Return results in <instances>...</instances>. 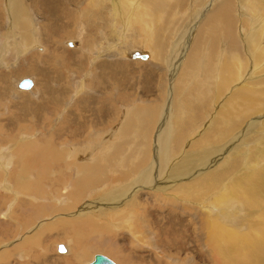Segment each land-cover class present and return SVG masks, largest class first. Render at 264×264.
Wrapping results in <instances>:
<instances>
[{
	"label": "bare ground",
	"instance_id": "1",
	"mask_svg": "<svg viewBox=\"0 0 264 264\" xmlns=\"http://www.w3.org/2000/svg\"><path fill=\"white\" fill-rule=\"evenodd\" d=\"M102 1L106 2L107 0ZM111 1L112 3L106 2L101 5L99 4V9L95 13V17L99 20H102L103 24L106 25V23L109 22L107 14L111 15L112 22L115 19L117 20V17H121L123 24H133L132 27L135 26V22L138 23V25L141 23L145 25L143 21H145L146 19H150V17H154L157 14H161L160 16H163V18H160L158 16L155 18L157 23H159L158 26H161L158 27L157 30L168 31V23L171 17L170 11L174 6L170 2V0H139L138 3L137 0H126V2L128 3V7L129 5H133L131 6V9L129 8L130 10H125L127 12H123V10L121 9L123 5L122 0ZM178 1L183 3L186 0ZM204 1L205 0H199V4H202V2ZM135 3H137V6L134 7ZM28 4H32L33 6H35V8L36 5L40 6L39 10L42 8L44 12L43 14H46L47 18H50L53 22H48V26L42 25L43 27L40 28L42 23L39 24V20H37L38 18L32 16V18L27 24L23 17H25L26 15L29 17V13L27 11L29 9L26 10L25 8V6H27ZM62 5H64L63 0H0V6L5 8V13L7 15V17L6 15L5 17L10 23L7 33L8 40L4 41L3 43H0V63L8 64V66L6 67H9L10 65H12V63L10 64V62L13 60L14 54H18L25 57L28 53H32L31 56H29V59L31 60H28L27 66L24 67L21 65V67H23L22 70L20 69L22 73V71L26 72L31 67L36 68V66H38L37 60H44L45 58L49 57V60H47L48 65L43 66L44 68L39 69L40 72H42L43 77L40 79V86H38L40 87V91H38L39 95L35 96L38 100H32L31 98L25 95V99H23L20 104L17 103V105H14L13 107V109H18L20 111L18 116L16 114H12L11 112V115L9 117L7 115L5 117H0V128H5V131L13 128V133L9 131L11 135L6 138L10 139V137L14 136L15 138H17V140L12 138L7 146H0V163L4 162L10 164L8 166L12 165V169L9 173H7L8 167H3V176L0 173V176L4 178V183L1 184L0 182V187L5 188L11 195L9 196L10 198H8L10 201L7 198H3L0 200V209L3 208L0 210V212H2L3 210V213H1L3 214V216L7 215V212L13 214L17 208L16 203L26 204L28 205L27 207L32 206V209L34 210L33 212L36 215L35 218H41L37 221V223H34L35 225L33 223L29 224L27 223L28 221L25 220L26 225L28 224V227L32 226V224L33 226L30 228L29 231L26 232V234L21 235L22 242L20 244H15V249L0 253V259H3L5 261L8 260L9 257L16 250H19V248L23 249L21 247L24 246L31 247V249H34L36 245L42 246V241L45 239L43 237H47L49 234H51L52 236L53 232L57 233L60 238H65L63 234H69L74 230L86 227H91L93 231L97 232L98 234L108 233L111 230L109 227H107L106 225H99L91 220L93 210L99 213L103 212V207H107L108 210L119 209L120 211L124 210L125 212L131 211L133 214H135V205L138 206L142 204L144 207V204L146 202L153 203L154 200L151 197V192H147L143 189H151L153 183L156 181L157 174L162 175L163 177L162 180L158 179L159 183H163V187L160 188V191L163 193V195L165 194V197L161 199V202L164 205L170 204L173 201L168 198L169 196L166 191L168 189L171 190L172 187L176 185L175 179L178 174H186V171L189 170L188 167L186 169L188 163H215L219 162L222 159V164L219 166V168H211V170L207 172L204 171L205 169L201 167L194 168L193 165V168L197 175L201 174L202 176H204L201 177V180H195L190 184H186L185 181V184L183 183L184 185L175 188V191L186 195L185 197L188 199L197 201L202 197L208 195L218 187L220 189L226 187L222 192V195L220 194L219 196L214 198V202L219 204L221 203V200L223 201L226 198L230 199L232 197L240 198L241 201L243 199V203L246 204V208L249 210V221L248 219H246L244 220L243 224V226L248 228L246 231H236L235 227L230 223L226 222L227 220L224 217H222L221 220H218L216 219V217L212 218L203 216V214L199 215L201 217L199 219L200 224L204 228V230H206L210 237L208 242L211 245V251L209 250V256H211V260H207L212 262L213 264H264V167L262 166L263 170L260 169L257 171L254 168L252 172L243 173L241 176H235L232 179V182L230 183L231 185L229 186H240V188L243 187V192L234 188V190H232L230 187L225 185L230 180V175L236 169H238L242 165V163H244V165L245 163L258 164L262 163L264 158V117L263 115H254L253 119H250L249 117L252 114H256L264 110V0H208V2L197 12V14L195 16H192L193 20H190L191 23L189 22L190 24L188 25L190 29L187 40V34H185L181 38H178V40L174 44L175 48L172 47L174 51L172 52L173 54H171L170 56L169 63L171 68L174 69L171 73L170 80L167 78L171 84L169 85V98L167 99L168 101H166L167 103L165 104V108L162 110L160 103H132L131 106L134 110V113L126 117V120L123 122L124 125L121 124L122 120L121 122L120 120H118L117 123L115 121L116 119H113L114 122H110L108 124L110 126L109 128L105 130L103 129V131L101 128L105 139H102L101 137L99 139L104 140V142L106 141V144H103V148L99 149L101 152L98 151L99 154L97 155V158L94 159L95 162L99 161L101 163H90L89 160V163H87L85 161V159L87 158L84 159L86 163L84 161V163H77V150H80V145H74L72 144V142L70 144L67 143L70 141L69 139H71L69 137H72L74 139L75 137H80V141L82 142L84 138H87L89 137V135L91 136L94 133V137L100 136V131L98 134V130H95L93 133L90 134L89 131L91 124L87 119H89V117L94 114L95 120L101 118L98 121H102L109 114V110H111L113 107L109 108L108 110L105 108L106 105H103V102H99L100 105L97 106L98 102L95 103L94 99L87 101L88 99H86V94L77 98L75 94L78 91L79 84H73V87L65 85L63 80L66 78L62 79L63 77L61 76V74L63 73L57 72L61 67V58L56 63L54 61V59L56 58H54V56L52 55V51H50V53H48L47 55H43L42 52H38V49L40 48V43L37 42L42 41V35H44L42 32L43 29L44 31L45 29L47 31L49 29H53V31L51 32H53L54 35L56 34V29H59L61 32H63L64 35L74 34V32L65 29L67 28L65 27L66 25H64V28L62 26H59L57 23L58 20H61L63 17L73 16L72 13H74L73 9H66L67 6L65 7L66 10L61 12V9H63ZM201 15L202 18L199 19ZM83 17H85V14ZM143 17H146V19H144ZM75 18L76 17H72L71 21ZM4 19L5 18H3V21ZM14 20L16 21V24H13V27L11 23H13ZM61 23L63 24L64 22ZM86 23L88 24V22ZM67 24L70 23L67 22ZM84 25H82L81 27H83ZM16 26H20V29L18 30ZM89 29L87 30L89 31ZM5 30L7 31V29ZM57 33L59 34L60 32L58 31ZM127 33L128 32L120 34L119 41H121L122 45L124 40L130 38L128 37L129 34ZM4 34L6 33L4 32ZM103 34H105V32ZM86 38H89V36ZM162 38L160 37L157 40V47L153 49V51H155V54L153 53V51L151 52V54L153 56H156L158 59L161 56H159V54L165 55V50L162 51L158 48H160L161 46L165 47L167 45V39ZM183 40H186V46L185 41ZM87 46L89 45L87 44ZM119 47L121 46H118V48ZM205 47H207V52L205 50L206 54H204L203 52ZM251 49L254 51L252 52ZM106 50L108 51V49ZM134 50L139 51L136 48ZM250 50L251 53L249 52ZM68 52L69 51H67V53ZM73 53L74 51L72 52V54ZM133 53L132 49H130L125 56H123V53L118 52L116 58L117 61L113 63L108 62L107 59H100L101 63H99L97 60L96 62L99 63L96 64L97 77L93 76L92 80L86 84H91L94 86V89H98L102 86L103 83H105V85H103L104 88H100L102 91L103 89L105 90L107 88L108 83H110L109 85L113 89L116 87V85L113 84L123 86V84L125 85L127 82L132 81L130 76L128 75V73L130 74V72H127L126 74L120 72V70L128 71L130 64L129 62H125L124 58L129 57L130 59H136L132 58ZM80 56L82 57V54H80ZM80 56L78 55L79 58ZM171 57L176 58L175 62L172 63ZM79 58H77V60ZM84 59L86 60V58ZM59 62L60 65L57 66ZM81 62L85 63L83 61ZM173 64L176 65L173 66ZM12 67H14V69L17 68L15 64H13ZM70 69L73 68H68V70ZM211 74L212 77H210V81L213 82L214 79H218L219 84L221 82V85L227 86L238 81L243 75H245V77L243 78V83L236 87L231 97L239 101L240 105H244L246 102V110L244 114L240 116L239 119H235V117H233L232 113L234 109L232 108L231 104L226 108L220 110L219 118L214 121L215 128L209 131L205 129V131L203 132L204 136L196 139L195 142L190 145V147H194L200 150L202 147H204L206 143L205 140L208 141L210 144L212 142H224V140L226 139V145L223 144V146L220 145V147L216 148L211 145L208 148L202 150L201 152L199 151L200 153L194 152L188 154L186 159H183V157H181L182 155L177 156L175 153L178 152L179 154H181L183 151H187L181 149L180 147L184 145L185 140H187L190 135L193 136V133H195L197 136L200 135V133L198 132V127L202 128L204 126V121H201L200 119L204 117L205 111L211 106V104H213V95L207 97L205 105L199 106L198 104L202 97V90H200L199 88H202L204 86H201V83L203 82L202 79ZM139 77H135V80L137 78L139 79ZM4 79L5 78L3 76V80ZM54 79L59 82L56 83ZM151 87L147 85L148 89L146 93L148 92V94L151 93L152 95L155 92H152L153 89ZM208 88L211 87L209 86ZM71 92H74V94L69 97ZM9 96L11 95H8L7 89L4 88L3 90H0V102H5ZM127 96L129 97V95ZM72 97H74V99L76 100L73 101L74 104L70 105L69 101L73 100H70V98ZM121 97H123V95ZM195 97L198 98V103L194 101ZM125 99V102H127L128 98L126 97V95ZM231 101V99L228 100V102ZM107 102L104 101V103ZM108 104L109 103H107V105ZM101 106H104V108H101ZM51 108H53L54 116L58 115L57 121L62 119V122L58 123L59 125L56 126L53 131H51V134L37 133L35 135L38 136L33 138L31 136L32 132L30 131L24 129L16 131L18 130V128L14 125L18 123L24 125H26V123H29L30 125H32V127L37 126L38 121L29 118L28 115H41L42 111L46 112L48 109ZM96 110L99 111L98 115L96 114ZM78 111H81L86 115L81 116ZM120 112H122V110ZM115 115L117 116L116 113ZM207 116L208 113L206 114V117ZM247 118L250 119H248L249 122H246ZM225 119L231 121L227 122ZM43 121L45 126L49 123L47 117H44ZM63 123L67 125L63 126ZM260 124H263L262 130H259L258 128ZM217 131L219 133L217 135H214ZM232 133L235 135H233ZM66 134H69L67 135L69 136L68 138L64 137L66 136ZM151 134L152 139L150 142L149 135ZM231 134V138H227ZM28 137H32V139ZM86 140L88 141V139ZM76 141L78 140L76 139ZM101 142L103 143V141ZM249 142H251V144L253 143L255 146L258 147L253 146V150L251 151V153L248 155H244L241 149H246V145H248ZM153 143H155L154 151L156 150L154 160H152V162H149L151 164H148L147 161H149L150 151H152ZM227 143H229V145ZM81 146H83V144ZM97 146H99V144ZM243 152L246 151L244 150ZM137 154L139 156H137ZM214 156L220 158H214ZM129 157L133 159L130 160ZM111 158H116L119 162H123L126 160L132 161L131 166L134 167L136 170H140L139 174H137V176L134 175L130 182H126L124 186L120 188L118 187L119 189L115 191L108 190L106 188L92 191L87 196L94 197L95 199L92 201H90L89 199L85 200V202L78 208V213L70 214V218H58L57 216L60 217V214H58L54 217L51 216L52 218H49V220L51 221H48L47 217H40V215L48 214L49 211L57 210L58 213L62 212L61 214H63L67 213V211L72 210L73 206L78 203H73L75 199H81L83 197L85 198L87 191H90L96 185L99 186L101 184L100 181L102 179L101 177L104 174V170H108V165L116 164L115 161ZM108 159H111L112 162L110 160V163H104V161H107ZM135 159H140L144 163H142V161L141 163H134L133 161ZM17 163L22 166V169L19 170L21 173L18 172V168H16ZM23 163H27L30 166L28 168L25 166V168L23 166ZM72 163H76V165H78V169L75 172H70V170L72 169ZM153 163L158 164V166L154 165ZM180 163L184 164L181 165ZM72 170L74 171L75 169ZM31 171H34L35 173L33 174ZM14 172L17 173L13 175ZM23 172L24 174L22 175V177H20V175L18 174H22ZM111 176L112 179H114L117 178L119 174H117L115 177L112 174ZM187 176L188 175H185V177ZM64 183H67V186H64ZM141 184H145V186H142ZM115 193L119 194L122 197V200L124 201L123 204L118 202L117 198H114L112 196V194ZM152 194L155 195L154 193ZM134 195L141 196L139 198L141 200L139 202L130 204L129 202L133 200L132 196ZM60 196L64 197L63 202L65 205L68 201H71L72 204H67V206H64L62 201H60L59 205L53 204L55 202V198ZM128 197H130V199ZM126 200L129 201L128 204ZM4 204L6 205L4 206ZM125 204L130 205V208H126ZM121 205L123 206L121 207ZM223 205L225 206L226 204ZM148 208L152 210L153 207L151 205ZM213 209L214 207L208 206L207 210H205L208 212V215L212 216ZM30 211L32 212V210ZM27 212L29 211L27 210ZM225 213L226 212H224V214ZM171 214L172 211H169V215ZM78 215H85V218L87 219L77 221L76 219H78ZM140 216L144 217L143 213L142 215L140 214ZM178 216V221L182 223L183 215L178 214ZM16 219L18 218L16 217ZM101 219L106 220L107 217L103 216L101 217ZM15 222L16 225H20L22 223L19 220H15ZM188 222L191 221L188 220ZM78 234L81 235V233H77V235ZM184 234L188 236L186 233ZM17 241L18 239L10 242L9 244H6L5 247L11 246ZM66 242L68 243L66 244L68 252L71 249V246H69V244L73 241L67 240ZM214 249H216V254L213 253Z\"/></svg>",
	"mask_w": 264,
	"mask_h": 264
},
{
	"label": "rangeland",
	"instance_id": "2",
	"mask_svg": "<svg viewBox=\"0 0 264 264\" xmlns=\"http://www.w3.org/2000/svg\"><path fill=\"white\" fill-rule=\"evenodd\" d=\"M119 1H121V0H119ZM122 1H123V5H122L121 9L123 10V12L126 9L128 11L132 8L131 6H133V5H129V7H128V3L126 2V0H122ZM138 1L139 0H137V3H138ZM186 1L181 3L178 0H170L172 5H174V6L170 11L171 17H170L169 23H168V31L166 30L167 32L165 30H157L158 27H161V26H158L159 23H157L155 18L157 16L160 18H163V16L162 17L160 16L161 14L160 15L157 14L154 17H150V19H146V17H143L144 19H146L145 21H143L145 25H143L142 23L138 25V23L135 22L134 23L135 26H133V27H132L133 24L132 25L131 24L126 25L125 23L123 24L121 17H117V20L115 19L112 22L111 15L107 14L109 22H107L106 25L108 24L109 26L108 25L106 26L105 24H103L102 20H99L95 17V13L99 9V6L101 4L106 3V2L112 3L111 0H107L106 2H104L102 0H63L64 5H62L63 9H61V12L65 11L66 9H73L74 13H72L73 16L63 17L64 19L62 18L61 20H58L57 23L59 26H62V27H64V25H66L65 27H67V28H65V27L64 28L66 30L68 29L71 32H74V34H72V35L65 34L64 35L63 32H61L59 29H56L55 30L56 34L54 35L53 32H51V31H53V29L52 30L49 29L48 31L46 29L44 31V29H43L42 32L44 35H42V41L37 42V43H40L39 47L40 48L42 47L41 50L38 49V52H42L43 55H47L48 53H50V51H52V55L54 56V58H56V59H54V61L56 63L61 58V67L57 72H60L63 74L66 72L64 75L61 74V76L63 77V78L61 77L62 79L66 78L63 80L64 84L68 85L70 87H73V84H75V85L79 84L78 85L79 86L78 91L75 94L77 98H79L80 96H84L86 94V99H88L87 101L94 99L95 103L98 102L97 106L100 105L99 102H103V105L104 106L106 105L105 106L106 109L109 110V108H111V107H113L115 109L114 110L112 108L111 110H109V114L102 121H98L101 118H98V120H95L94 114L91 115L89 117V119H87L91 124L90 131H89L90 134L93 133L95 130H98V134L100 131V134H99L100 136L94 137L93 136L95 134L94 133L91 136L89 135V137L84 138V140H82V142L80 141V139H81L80 137H75V139H74L72 137L67 136L69 134H66V136H64L65 138H68V137L71 138V139H69L70 141L67 144H70L72 142V144H74V145L79 144L81 147V148L79 147L80 150H77V152H78L77 153L78 159L76 160L77 163H81V162L84 163L85 161L87 163H89V162L90 163L91 162L92 163H101L99 161L95 162L94 159L97 158V155L99 154L98 151H100L99 149H102L103 146L106 144L105 143L106 141L104 142V140L99 139L100 137L102 139H105V136L102 133L103 129L105 130V129L109 128L110 126L108 124L110 122H114L115 119H116L115 121L117 123H118V120H120V122L122 120L121 124L124 125L123 122L126 120V117H128V115L130 116L134 113V110L131 106L132 103H135V104L136 103L145 104V103H150V102H151V104L160 103L162 110L165 108V106H166L165 104L167 103L166 101H168L167 99L169 98L168 89L170 87L169 85L171 84L169 80H170L171 73L174 69V68L173 69L171 68L170 63H169L170 56H171V54H173L172 52L174 51L173 48H175L174 44L176 43L178 38H181L185 34H187V37H186V40H187L188 35H189L188 34L189 29H190L188 25L193 20L192 16H195L197 14V12L208 2V0H205L204 2H202V4H203L202 5V4H199V0H188L187 2ZM173 2H175V3H173ZM137 3H135L134 7L137 6L136 5ZM66 6H67V8L65 9ZM39 7L40 6L36 5V8H35V6H33L32 4H28L27 6H25L26 10L29 9V10H27L29 13V17L26 15L25 17H23V19L28 24L29 20L32 18V16H34V17L38 18L37 20H39V22H38L39 24L42 23L41 26L38 24L41 28V27H43L42 25L48 26L49 25L48 22L50 23L53 21H51L50 18L48 19L46 14H43L44 13L43 9L41 8L39 10ZM34 8H35V10H34ZM0 9H1L0 10V43H3L4 41L8 40L7 33H8V28H9L10 23H9L8 19L6 18L7 15L5 13L6 12L5 8L0 6ZM77 9L82 10V11H78ZM127 11H125V12H127ZM82 12H83V14H82ZM89 13H90V15H89ZM84 14H85V17H83ZM5 15H6V17H5ZM72 17H76V18L71 21ZM3 18H5L4 21H3ZM201 18H202V15L199 17V19H201ZM87 19H88V21H87ZM79 21H81V22H79ZM61 22H64L66 24H64V23L62 24ZM67 22L70 24H67ZM74 22H76V23H74ZM86 22H88V24ZM110 22L113 24H111ZM13 24L14 25L16 24L15 20L13 23H11V25L14 27ZM69 25H71V26H69ZM82 25H84V26L81 27ZM117 26H118V28H117ZM107 27H109V28H107ZM16 28L19 30L20 26H16ZM83 28H85V29H83ZM5 29H7V31ZM87 29H89V31ZM187 29H188V31H187ZM15 31H17V30H15ZM58 31L60 32L59 34L57 33ZM93 31H95L96 33ZM164 31H165V34H164ZM1 32H2V34H1ZM4 32L6 34H4ZM104 32H105V34H103ZM116 32L119 34H117ZM126 32H128L127 34H129L131 36L128 35V37H130V38H128L127 40H124L123 45H122L121 41H119L120 34H122V33L124 34ZM88 34H90V35H88ZM111 35H112V37H111ZM164 35H165V37H164ZM88 36H89V38H86ZM99 37H100L101 41L99 40ZM160 37L167 39V45L165 47L161 46L160 48H158L159 50H162V51L165 50V55L159 54V56L160 55L161 56L158 59L156 56H153L151 54V52L153 51V49H155L157 47V40ZM111 38H112V40H111ZM86 39H88V40H86ZM102 40H103V42H102ZM109 40H111L112 42ZM186 40H183V41H185V46H186ZM51 41H53V42H51ZM66 41H67V43L74 42L76 44V46H69L66 43ZM83 43H85V44H83ZM87 44L89 46H87ZM103 45H105V46H103ZM49 46H50V48H49ZM118 46H121V47L118 48ZM111 47H112V49H111ZM83 48H84V50H83ZM105 48L108 49V51ZM135 48L137 50H139L141 53H147L149 55V58L147 60H141L139 58L130 59L129 57H127V58L123 57L125 59V60L124 59L123 60L127 63L129 62L130 66H129L128 71H126L124 69L125 71L120 70V72L126 73V74H127V72H130V74L128 73V75L130 76L132 81L127 82L125 85L123 84V86L118 85V84H113V85H116V87L113 89L109 85L110 83H108L107 88L105 89L106 91L104 89L101 91V89H100V88H104L103 85H105V83H103L102 86L99 87L98 89H94V86L91 84L90 85L86 84L92 80L93 76L97 77L96 76V64L101 63L100 59L101 60L107 59L108 62L113 63V62L117 61L116 58H117L118 52L123 53L124 54L123 56H125L129 52L130 49H132V53H133L135 51L134 50ZM85 49H86V51H85ZM120 49H121V51H120ZM66 50L69 51L68 52L69 54L67 53ZM205 50L207 52V47H205V49L203 51L204 54H206ZM251 50L249 51L250 53H251ZM73 51H74V53L76 52L78 54L73 53L74 54L73 55L72 54ZM253 51L254 50H252V52ZM101 53L102 54L104 53L105 56H104V54L102 55ZM153 53L155 54V51H153ZM31 54L32 53H28L25 57L18 55V54H16V55L14 54L13 60L11 58L12 61L10 62V64L11 63H12V65L15 64V66L17 67V68L15 67L16 69H14V67H12V65H10L9 66L10 68H9V67H6V66H8V64L0 63L1 64L0 65V67H1L0 68V76L3 75L5 78L3 80V76L0 77V90L1 89L3 90L5 88L8 91V95H11L8 97V99H7L8 101L6 100L5 102L4 101L0 102V107H1L0 108V114H1L0 117H2V116L5 117L6 115L9 117L11 115V112H12V114H16L18 116L20 111L18 109H13V107H14V105H17V103L20 104V102L23 99H25L26 96L31 98L32 100H38V99H36L35 96L39 95L38 91H40V87H38V86H40V79L43 77L42 72H40L39 69L44 68L43 66L48 65L47 60H49V57L45 58L44 60H37L38 66H36V68L31 67L26 72L22 71V73H21V70L23 68V67H21V65L24 67L27 66L28 60L29 61L31 60V59H29L30 58L29 56H31ZM61 54H63V55H61ZM80 54H82V57L80 56ZM83 54H86V55H83ZM166 54H168V55H166ZM78 55L80 56V58L78 57ZM107 56H110V57H107ZM77 58H79V59L77 60ZM84 58H86V60ZM70 59H71V61H70ZM109 59H110V61H109ZM97 60L99 63L96 62ZM123 60H121V61H123ZM163 60H165V61H163ZM175 60H176V58L171 57L172 63L175 62ZM81 61H83L85 63H82ZM71 62H73V63H71ZM70 63H71V65H70ZM80 63H81V65H80ZM120 63H124V62H120ZM94 64H95V66H94ZM58 65H60V62L57 64V66ZM64 65H65V67H64ZM82 65H84V66H82ZM175 65L176 64H173V66H175ZM19 66H20V68H19ZM94 67H95V69H94ZM68 68H73V69L68 70ZM154 75L155 76L157 75L158 77L157 76L155 77ZM25 77H31L35 81V85L31 90H21L17 87V83ZM135 77H139V79L137 78L135 80ZM210 77H212V74L209 76H206L202 79L203 82L201 83V86H203V85L204 86L202 88H199L200 90H202V97H201L199 103H198L197 97H195V99H194V101L196 103H198L199 106H202V105H205V103L207 101V97L213 95V97H212L213 98V104H211V106L205 111L204 117H202V119H200L201 121H204V126L202 128L198 127L199 128L198 132L200 133V135L197 136L195 133H193V136L190 135L188 137V139L185 140L184 145L181 146L180 148L187 150V151H183L181 154H179L178 152L175 153L173 151L177 156L182 155L181 157H183V159H186L188 154H191L194 152L200 153L202 150H204L205 148H208L211 145H213L214 148L220 147V145L223 146V144L226 145L225 144V142L227 141L226 139L224 140V142H212L210 144L208 141L205 140L206 146L204 145V147H202L200 150L196 149L194 147H190V145L192 143H194L196 139L204 136L203 132L205 131V129L207 131H209V130H212L215 128L214 121L219 118L220 110L226 108L227 106H229L231 104L232 108L234 109L232 115H233V117H235V119H239L240 116L243 115L245 110H246L245 109L246 108V105H245L246 102L244 105H240L239 101H237L236 99L231 97V95L233 94L236 87L243 83V78L245 77V75H243L238 81H236V82H234L228 86L227 85H221V82L219 84L218 79H214L212 82V81H210ZM54 81L56 83L59 82L56 79H54ZM130 82H132V83H130ZM147 85H149L150 87L152 86L151 87L153 89L152 92H155V93H153L152 95H151V93H149V94H148V92L146 93V91L148 89ZM209 86L211 88H208ZM1 87H3V88H1ZM138 87H139V89H138ZM142 89H143V91H142ZM81 92H83V93H81ZM89 93H91V94H89ZM73 94H74V92H71L69 97H71ZM122 95H123V97H121ZM125 95L128 98L127 102H125L126 101ZM127 95H129V97ZM100 96H102V97H100ZM71 99H73V100L69 101L70 105L74 104L73 101L76 100V99H74V97L70 98V100ZM229 99H231L232 101L228 102ZM104 101L105 102L108 101L107 103H109V104L107 105V103H104ZM112 105H114V106H112ZM122 105H123V107H122ZM51 106H52V104H51ZM104 106H101V108H104ZM121 110H122V112H120ZM262 111H263V113H262ZM262 111H260L256 114H252L251 116H249L250 119H253L254 115L255 116L263 115V117H264V110H262ZM78 113L81 116L86 115V114L82 113L81 111H78ZM115 113L117 114V116L115 115ZM207 113H208V116L206 117ZM96 114L97 115L99 114L98 110H96ZM38 115L39 114H32V115H28V117L37 120L39 125L37 124V126L32 127V125H30L29 123H26V125L18 123V124L14 125L15 127L18 128V130H16V131H20V129L30 131V132H32L31 136L33 138H35L36 136H38V135H35L37 133L51 134V131H53V129L59 125L58 123L62 122L61 121L62 119L57 121L58 115L54 116L53 108L48 109L46 112L42 111L41 115H39L41 120L38 117ZM44 117H47V120L49 121V123L46 124V126L44 125V121H43ZM122 117H124V118H122ZM248 119L249 118L246 119V122H249L250 119L249 120ZM263 120H264V118H263ZM226 121L228 122L231 120L227 119ZM260 122H261V120H260ZM64 125H67V124L63 123V126ZM260 125H262V126H260ZM260 125L258 126V128H259V130H262L263 124H260ZM101 128H102V131H101ZM9 131H11L13 133V128L6 130V131H5V128H0V146H7L10 143V140L12 138L17 140V138H15V136L10 137V139L6 138L9 135H11V133H9ZM218 133L219 132L217 131L214 135H217ZM87 134H88V132H87ZM232 134L230 136H228L227 138L230 139ZM233 135H235V134H233ZM32 137H28V138L32 139ZM92 137L96 140H94ZM76 139L78 141H76ZM86 139H88L89 142ZM92 139H93V141H92ZM149 139L151 142L152 134L149 135ZM101 141H103V143ZM81 143L83 144V146H81L82 145ZM98 144H99V146H97ZM154 144L155 143H153L152 151H150L151 157L149 156V161H147L148 164H151L149 162H152V160H154V155H155V151H156V150L154 151ZM227 144L229 145V143H227ZM250 144H251V142H249V144L246 145L247 146L246 149H241V151H242V153H244V155L250 154L251 151L253 150L252 149L253 146L258 147V146H255L253 143H252L253 145L252 144L250 145ZM244 150L247 153L243 152ZM88 155L91 158H89ZM137 156H139V155L137 154ZM177 156H175V157H177ZM184 156H185V158H184ZM175 157H173V158H175ZM85 158H87V159H85ZM214 158H220V157L214 156ZM79 159L82 161H80ZM84 159H85V161H84ZM111 159L114 160L116 164H111V165L107 166L108 170H104V174L101 177L102 179L100 181L101 184L99 186L96 185L92 190L87 191L86 196L89 195L92 191L98 190V189L101 190V189L106 188L108 190L115 191V190L119 189L120 187L124 186L126 184V182L127 183L130 182L132 180L133 176L134 175L137 176V174H139V172H140V170H136L134 167L131 166L132 161L126 160L123 162H119L116 158L115 159L111 158ZM111 159H108L107 161L105 160L104 163H108V162L110 163ZM132 159L133 158H130V160H132ZM150 159H151V161H150ZM88 160H89V162H88ZM112 160H111V162H112ZM116 160H117V162H116ZM136 161H138V162H136ZM141 161L142 160H140V159H135L133 162L134 163H141ZM263 161H264V158H263ZM263 161H262V163H258V164L257 163H251V164L245 163L246 166L244 165V163H242V165H241L242 167L240 166L238 169H236L230 175L231 178L227 182V184H225V185L230 187L229 185H231L230 183L232 182V179L235 176H241L243 173L252 172V170L254 168L256 169V171L260 170V169L263 170V167H264ZM221 162H222V159L219 162H215V163H196V164H193V163L187 164L186 163L188 165V166H186V169L188 167L189 170L186 171V174H181V175L178 174L176 179H175L176 185H174V187H172L171 190L168 189L166 191L168 196H169L168 198L173 201L170 204L164 205L161 202V199L163 197H165V194L163 195V193L160 191V188L163 187V185H162L163 183H159L158 179L162 180L163 177H162V175L157 174V177H156L157 182L155 181L153 183V186H152L153 188L151 187L150 190L149 189H143L147 192H151V197L154 200L153 203H147L146 202L144 204V207L142 204H140L138 206L135 205L134 206V213L135 214H133L131 211L125 212L124 210L120 211L119 209L108 210L107 207H103V212H99V213L95 212L92 209L93 212L91 215V217H92L91 220L94 223L96 222L99 225L101 224V225H106L107 227H109L111 230L108 233L98 234L97 232H94L91 227H86V228L74 230V231L70 232L69 234H63L65 238H60L57 235V233L53 232L52 236H51V234H49L47 237H43L45 239L42 241V246L36 245L34 247V249H31V247H28V246L21 247L23 249L19 248V250H16L9 257L8 260L5 261L3 259H0V264H88L89 262H91L93 260V257L96 254L106 255L107 257H109L110 259L115 261L117 264H213L212 262L207 260V259L211 260V256H209L210 255L209 250L211 251V249H210L211 245L208 242L210 237H209L208 233L206 232V230H204V228L201 226L200 221H199V219L201 217L199 215L203 214V216H206V217H212V218L216 217V219H218V220H221L222 217H224L227 220L226 222L230 223L231 225H233L235 227L236 231H246L248 228L243 226V224H244V220L248 219V221H249V215H248L249 210L246 208V204L243 203V199L241 201L240 198H236V197H232L230 199L226 198L223 201L221 200V203H219V204L214 202V198L219 196L220 194L222 195V192L224 191V189L226 187H224L222 189H220L218 187L215 190H213L211 193H209L208 195L202 197L201 199H199L197 201L186 198L185 197L186 195L175 191V188H177L178 186L184 185L185 183L190 184V183L194 182L195 180H201V177H203L204 175L202 176L201 174H198L199 175L198 176L197 173L195 172L194 168H198V167L200 168L201 167V168L205 169L204 171L207 172V171L211 170V168H219V166L222 164ZM142 163H144V162L142 161ZM23 164H24L23 166L24 167L26 166L27 168L30 166L27 163H23ZM153 164L158 166V164H156V163H153ZM177 164H179V163H177ZM180 164L183 165L184 163H180ZM8 165H10V164L4 163V162L0 163V173L2 176H3L2 172L4 170L3 167H8L7 173H9L11 171L12 165L11 166H8ZM193 165H194V168H193ZM16 168H18V172H20L19 170L22 169V166L19 165V163H17ZM71 168L75 169V170L73 171L71 169L70 172H75L78 169V165H76V163L75 164L72 163ZM31 172L33 174L35 173L34 171H31ZM16 173L17 172H14L13 175H15ZM189 173H191L192 175ZM23 174H24V172L22 174H18V175H20V177H22ZM111 174L114 175V177L117 174H119V176L117 178L112 179ZM185 175H188V176L191 175V176L185 177ZM2 176H0L1 184L4 183V181H3L4 178ZM109 178H111V179H109ZM107 180H109L110 182ZM179 182H181V183H179ZM246 182H247V179H246ZM178 183H179V185H178ZM117 184L120 186H118ZM63 185L67 186V183H64ZM141 185L145 186V184H141ZM244 186H245V184H244ZM111 187H113L114 189ZM109 188H111V189H109ZM230 188L232 190L238 189L239 191L243 192L242 191L243 187L240 188V186L230 187ZM152 189H155V190H152ZM244 189H245V187H244ZM128 191H129V189H128ZM152 193H154L155 195H153ZM9 196H11V195L8 193V191L5 188L0 187V200L3 198L8 199V198H10ZM86 196H85V198L83 197L81 199H75L73 201V203H76V202H78V203H76L75 206H73L72 210L67 211V213L61 214L62 212L58 213L57 210L56 211H49L48 214L40 215V217H47L48 221H51V220H49V218H52L58 214H60V217L57 216L58 218H65V219L70 218L69 217L70 214L78 213V210H79L78 208L85 202V200L89 199L90 201H92L95 199L94 197H88V196L86 197ZM112 196L114 198H117L118 202H120L122 204L124 203V201L122 200V197L119 194L115 193V194H112ZM140 197L141 196H138V195L132 196L133 200L129 202V201H127L128 200L127 199L126 200L127 204H128V202L130 204L139 202L141 200V199H139ZM128 198L130 199V197H128ZM63 199H64L63 196L56 197L55 202L53 204L59 205L60 201L63 202ZM227 199H228V201H227ZM233 199L236 201H234ZM238 201L241 203H239ZM67 204H72V202L68 201ZM67 204L65 205L63 202L64 206H67ZM223 204H226V205L228 204V205L224 206ZM5 205L6 204H4V206ZM25 205L26 204H17L16 203V207L18 209L16 208V210L14 211L13 214L10 212H7V215L3 216V214H1V213H3V210H2V212H0V253L11 251V250L15 249L14 245L20 244L22 242L21 235L26 234V232L29 231L30 228L33 226V224L35 222L37 223V221L39 219H41V218H35L36 215L33 212L34 210L32 209V206L27 207L28 205H26V206ZM151 205L153 207L152 210L148 208ZM122 206L123 205H121V207ZM125 206H126V208H130V205L125 204ZM208 206L214 207V209L212 211L213 212L212 216L208 215V212L206 211ZM146 208H148V209H146ZM1 209H3V208H1ZM27 210L29 212H27ZM30 210H32V212ZM137 210H138V212H137ZM169 211H172L171 215H169ZM224 212H226V213L224 214ZM142 213H143L144 217L140 216V214L142 215ZM178 214L183 215L182 223L178 221V217H179ZM66 215H68V216H66ZM103 216H106L107 219L106 220L101 219V217H103ZM16 217L18 219H16ZM84 219H87V218H85V215H78V219H76V220L81 221ZM15 220H19L22 223L20 225H18V224L16 225ZM25 220L28 221L27 223H29V224L33 223L32 226L28 227V224L26 225ZM188 220H190L191 222H188ZM108 224H110L111 226ZM77 233H81V235H79V234L77 235ZM184 233H186L188 236H186ZM214 233H216V232H214ZM56 235H57V237H56ZM17 239H18V241L16 243H14L11 246L5 247L6 244H9L10 242L17 240ZM67 240L73 241L72 243L69 244V246H71V249L67 253H63V254L59 253L57 245L60 243H64L66 245V244H68L66 242ZM206 240H207V242H206ZM213 253L214 254L217 253L216 249H214Z\"/></svg>",
	"mask_w": 264,
	"mask_h": 264
},
{
	"label": "water",
	"instance_id": "3",
	"mask_svg": "<svg viewBox=\"0 0 264 264\" xmlns=\"http://www.w3.org/2000/svg\"><path fill=\"white\" fill-rule=\"evenodd\" d=\"M69 46H76L74 42L67 43ZM41 50V48H39ZM132 58H140L141 60H147L149 58V55L147 53H141L140 51H135L132 54ZM28 84L27 87H25V84ZM35 85V81L31 77H25L21 79L17 83V87L21 90H31ZM58 252L59 253H66L67 252V247L64 243L58 244ZM88 264H117L115 261L107 257L106 255L103 254H96L94 257V260L91 263Z\"/></svg>",
	"mask_w": 264,
	"mask_h": 264
},
{
	"label": "snow or ice",
	"instance_id": "4",
	"mask_svg": "<svg viewBox=\"0 0 264 264\" xmlns=\"http://www.w3.org/2000/svg\"><path fill=\"white\" fill-rule=\"evenodd\" d=\"M27 86H28V84L26 83V84H25V87H27Z\"/></svg>",
	"mask_w": 264,
	"mask_h": 264
}]
</instances>
